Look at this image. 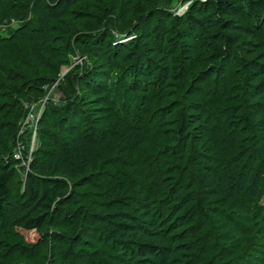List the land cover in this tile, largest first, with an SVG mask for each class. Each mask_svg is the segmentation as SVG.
Listing matches in <instances>:
<instances>
[{
  "label": "trees",
  "instance_id": "16d2710c",
  "mask_svg": "<svg viewBox=\"0 0 264 264\" xmlns=\"http://www.w3.org/2000/svg\"><path fill=\"white\" fill-rule=\"evenodd\" d=\"M105 2L0 0V264H264V0Z\"/></svg>",
  "mask_w": 264,
  "mask_h": 264
},
{
  "label": "rangeland",
  "instance_id": "374dc122",
  "mask_svg": "<svg viewBox=\"0 0 264 264\" xmlns=\"http://www.w3.org/2000/svg\"><path fill=\"white\" fill-rule=\"evenodd\" d=\"M101 4H105V0H100ZM108 1V0H106ZM196 0H174L172 3L170 10L172 13L175 14H182L191 4ZM201 1V0H198ZM113 2V0H111ZM18 20H12L11 24H8L7 22L0 24V34L5 35L9 33L10 29L17 26ZM133 37V36H131ZM130 37V38H131ZM97 61V60H96ZM95 60H92L88 56L85 55H68V62L61 66L60 69V75L57 78V81L61 78V76L67 71H70L76 67L79 68L78 71L83 70L86 67H90ZM57 82L54 81L49 86H46L45 94L43 97H40L38 100H31L29 102H24V110L25 113L20 120L19 128L17 130V138L18 142L15 145L14 151L17 152L20 156L21 165L24 167V170L21 172V175H23L24 171H28L29 163L32 157L31 153L35 150V148L38 146V133H37V124L40 119V116L42 114L44 104L50 99L52 102L56 103L59 99H61V92H58L56 89ZM23 147H29V150L31 148V151L28 154H26L25 150H23ZM28 153V152H27ZM26 155V156H25ZM30 156V157H29ZM28 157L30 160L28 161ZM260 204H264V191L263 194L259 200ZM35 235L31 233L29 235V238H34ZM42 245L38 246L36 250H34V255L27 258L31 263H38L39 262V254L42 252Z\"/></svg>",
  "mask_w": 264,
  "mask_h": 264
},
{
  "label": "built area",
  "instance_id": "2783aa9c",
  "mask_svg": "<svg viewBox=\"0 0 264 264\" xmlns=\"http://www.w3.org/2000/svg\"><path fill=\"white\" fill-rule=\"evenodd\" d=\"M23 149H24V147H23ZM30 151H31V148H30V150H29V147H27V152H26V154H28L29 155V153H30ZM13 155H14V157L16 158V159H20V156H19V154L17 153V152H13ZM26 156V155H25ZM30 157V156H29ZM28 157V161L30 160V158Z\"/></svg>",
  "mask_w": 264,
  "mask_h": 264
}]
</instances>
